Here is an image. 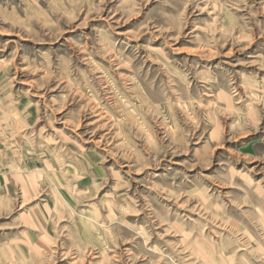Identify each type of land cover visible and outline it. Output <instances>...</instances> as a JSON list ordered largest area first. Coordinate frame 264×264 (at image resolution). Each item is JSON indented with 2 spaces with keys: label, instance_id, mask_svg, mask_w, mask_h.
<instances>
[{
  "label": "rangeland",
  "instance_id": "rangeland-1",
  "mask_svg": "<svg viewBox=\"0 0 264 264\" xmlns=\"http://www.w3.org/2000/svg\"><path fill=\"white\" fill-rule=\"evenodd\" d=\"M0 264H264V0H0Z\"/></svg>",
  "mask_w": 264,
  "mask_h": 264
}]
</instances>
